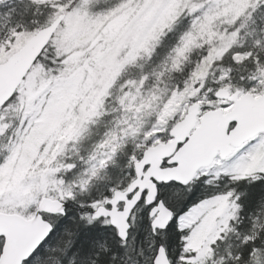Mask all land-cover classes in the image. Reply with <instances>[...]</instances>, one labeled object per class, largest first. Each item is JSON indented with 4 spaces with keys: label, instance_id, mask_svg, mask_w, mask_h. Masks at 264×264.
Returning <instances> with one entry per match:
<instances>
[{
    "label": "snow or ice",
    "instance_id": "6c2138e0",
    "mask_svg": "<svg viewBox=\"0 0 264 264\" xmlns=\"http://www.w3.org/2000/svg\"><path fill=\"white\" fill-rule=\"evenodd\" d=\"M7 2L0 264H264V0Z\"/></svg>",
    "mask_w": 264,
    "mask_h": 264
},
{
    "label": "rangeland",
    "instance_id": "374dc122",
    "mask_svg": "<svg viewBox=\"0 0 264 264\" xmlns=\"http://www.w3.org/2000/svg\"><path fill=\"white\" fill-rule=\"evenodd\" d=\"M13 6V0H8L7 4L5 5L6 8ZM4 142L0 141V147H3Z\"/></svg>",
    "mask_w": 264,
    "mask_h": 264
},
{
    "label": "water",
    "instance_id": "95a60500",
    "mask_svg": "<svg viewBox=\"0 0 264 264\" xmlns=\"http://www.w3.org/2000/svg\"><path fill=\"white\" fill-rule=\"evenodd\" d=\"M216 115H218V116L223 115V111L222 110H218V112L216 113Z\"/></svg>",
    "mask_w": 264,
    "mask_h": 264
}]
</instances>
